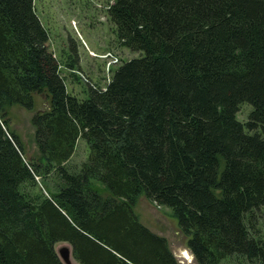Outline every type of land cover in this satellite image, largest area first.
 Instances as JSON below:
<instances>
[{"label": "trees", "instance_id": "obj_1", "mask_svg": "<svg viewBox=\"0 0 264 264\" xmlns=\"http://www.w3.org/2000/svg\"><path fill=\"white\" fill-rule=\"evenodd\" d=\"M107 11L140 55L79 98L34 0H0V264H64L59 241L80 264H185L140 219L143 194L172 209L197 264H264V0H114ZM36 93L50 101L32 118L39 160L9 113L33 109ZM79 139L90 153L77 167Z\"/></svg>", "mask_w": 264, "mask_h": 264}, {"label": "rangeland", "instance_id": "obj_2", "mask_svg": "<svg viewBox=\"0 0 264 264\" xmlns=\"http://www.w3.org/2000/svg\"><path fill=\"white\" fill-rule=\"evenodd\" d=\"M112 2L114 0H34L36 12L49 31L50 49L61 62V73L65 76L67 88L79 98L86 97V87L89 85L105 89L120 64L140 55V52L119 44L115 24L110 20L107 11ZM72 54L77 59L75 70L67 65ZM72 71L80 79L74 78ZM49 106L48 95L36 93L33 109L14 105L9 110L12 127L23 141L25 154L30 159H40L32 118ZM252 109L250 103H244L237 113L238 118L243 122L247 121ZM89 153L87 142L79 139L70 164L80 166L88 159ZM38 179L41 181L40 177ZM98 187L103 195L108 194L104 185L98 184ZM135 210L145 225L168 238L171 249L181 262L197 264L188 246V238L181 231L171 208L159 206L143 194L138 198ZM258 215L259 227L264 232V207ZM63 246L70 247L72 251V246L67 241L57 242L56 251L59 252ZM181 252L183 254L180 255ZM184 253L187 258L183 256ZM72 259L75 264H80L73 253Z\"/></svg>", "mask_w": 264, "mask_h": 264}, {"label": "water", "instance_id": "obj_3", "mask_svg": "<svg viewBox=\"0 0 264 264\" xmlns=\"http://www.w3.org/2000/svg\"><path fill=\"white\" fill-rule=\"evenodd\" d=\"M60 258L64 262V264H75L72 259V251L70 247L63 246L58 252Z\"/></svg>", "mask_w": 264, "mask_h": 264}, {"label": "bare ground", "instance_id": "obj_4", "mask_svg": "<svg viewBox=\"0 0 264 264\" xmlns=\"http://www.w3.org/2000/svg\"><path fill=\"white\" fill-rule=\"evenodd\" d=\"M108 8H109V7H108ZM108 8H107V9H108ZM74 24H75V23H74ZM111 58H112V57H111ZM112 60H113V58H112ZM111 64H112V63H111ZM187 252H188V255H189V251H188V250H187ZM181 254H183V253L181 252L180 255H181ZM184 254H185V253H184ZM185 255H186V254H185ZM191 256H193V255L191 254ZM188 257H189V256H188ZM186 258H187V257H186ZM189 258H190V257H189Z\"/></svg>", "mask_w": 264, "mask_h": 264}]
</instances>
